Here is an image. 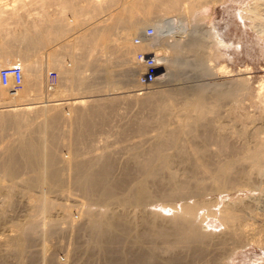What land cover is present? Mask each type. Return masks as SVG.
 I'll return each instance as SVG.
<instances>
[{
  "label": "bare ground",
  "instance_id": "1",
  "mask_svg": "<svg viewBox=\"0 0 264 264\" xmlns=\"http://www.w3.org/2000/svg\"><path fill=\"white\" fill-rule=\"evenodd\" d=\"M16 1L19 0H13ZM70 1L77 2V5H66L65 2ZM202 1L63 0V5L69 9L67 26L50 14L40 23L28 22L17 38L21 43L17 51L19 55L12 61L10 58L15 51L5 43L0 44L2 59L8 64H18L22 73L19 89L0 83V185L7 182L5 192L0 194V223L6 216V210L14 212L18 203H23L18 202L17 185L26 192L29 208L23 220H16L12 214H9L12 219L8 216L13 232L4 238L3 243L5 249L14 255L15 264H34L37 256L30 247L36 235L43 230L47 239L52 237L58 232L56 224L59 220L69 223L76 236L82 232L86 235L82 245L73 247L71 253H83L81 258L84 259L80 264H213L216 261V255L212 254L215 247L229 241L235 246L241 245L245 229L242 215L234 208L233 202L219 206L217 214L209 207L210 197L201 198L207 188L206 183L211 184L209 188L212 190L224 191L252 173L264 176V133L261 135V130H257L252 146L246 144L239 149H235L230 139L222 135L224 126L217 117L223 109L222 93L227 92L206 91L201 86H175V90L161 89L156 95H144L137 100L138 112L142 114L141 110L147 108L151 114L155 113V116H143L136 123L139 125L136 126L137 135L147 134L146 139L117 149L107 147L110 142L103 141V146L96 151L89 147L91 142L88 139L98 134L97 129L102 128L108 119L106 114L115 110L109 103L112 100H89L87 95L68 97L78 93L80 86L84 91H90L91 86L83 75L85 68H82L85 46L102 48L103 52L99 54L104 56L105 62L109 59L107 56L120 54L131 69L142 68L141 74L136 73L139 87L143 86L140 79L145 66L137 59L138 53L151 52L158 66L154 81L147 86L167 77L169 66L173 65L170 68L175 69V64L183 61L175 55L183 49H199L201 40L193 36L184 43L174 44V55L168 58L166 50L158 45V39L174 26L171 13L182 6L192 14L205 11L206 2ZM5 6V1L0 0V13ZM111 7L115 9L113 12ZM115 12L117 18L111 15ZM99 14L103 17L96 19V25L88 27L83 34L86 23H92L90 18H97ZM139 15L141 17L137 19ZM128 18H132L131 22ZM152 19L153 23L147 27H152L154 32L146 36L144 31L147 27L144 26ZM119 24L123 27L120 28ZM38 25H45L44 29ZM67 27V34L74 35L73 47L67 43L70 40V35L65 33ZM61 38L64 39L63 47L57 43ZM136 38L140 41L135 42ZM41 46L44 49L34 55L32 50ZM135 48L138 51H134ZM39 64L44 65L40 70L44 71L46 81L41 94H37L36 88L41 79ZM161 64L166 65L163 71L159 70ZM51 67L57 70L54 80L62 74L63 81L48 82L47 73ZM115 81L118 80H108L106 88H112L118 82L121 85L120 81ZM137 94L139 96L141 91L133 95ZM115 131L112 135L120 137H126L128 133L126 129ZM120 137L115 142L124 144L126 140ZM59 142L66 145L67 148L63 146L65 152L56 150ZM211 144L217 147L214 151L230 155L223 159L215 158L210 154ZM239 151L241 154L237 156ZM175 162L180 163V168ZM50 193L55 194V199L50 198ZM73 193H79L82 199V207L77 209L76 216L70 213L67 205L57 201L69 198ZM156 203L161 204V209L149 208ZM57 207L65 211V217L59 220L52 218V210ZM201 209L204 211L200 212ZM129 210L136 211L137 217L129 216ZM210 214H217L223 225L221 233L216 236L204 224ZM44 259L45 264L58 262L51 253ZM5 262L4 255L0 253V264Z\"/></svg>",
  "mask_w": 264,
  "mask_h": 264
},
{
  "label": "rangeland",
  "instance_id": "2",
  "mask_svg": "<svg viewBox=\"0 0 264 264\" xmlns=\"http://www.w3.org/2000/svg\"><path fill=\"white\" fill-rule=\"evenodd\" d=\"M2 1H5L6 6L0 13V44L2 46V44L5 43L6 45L10 46L12 51H15L14 54L11 55L10 61L15 59L19 55L17 51H19L21 43L19 39L17 40V38L22 31V27L28 22L34 21L35 23H40L43 20H46L47 14H50L52 18L54 17L55 20H61V22L67 26L65 22L69 17V9L68 7L63 5V0H19L16 2H13V0ZM207 1H202L206 2L204 3L205 7H207L205 8V11L197 13L195 12L192 14L184 6H182L181 9H178V11L170 14V18H173L174 26L168 34L161 36V38L158 39L159 42L161 41L160 44L158 42V45H161L160 47L166 50V56L170 58L174 55L172 52L174 49V44L184 43L193 36H196L199 38V40H201V46L197 50H195V48H191L190 50L183 49L180 53L175 55V58L179 60L182 59L184 62L182 61L183 63L179 62V64H175V69L170 68L174 67L173 65L169 66V75L160 79L159 81H156V83L151 84V86L139 87V85H137L136 77L139 73H142V68H132V70L128 61L126 63L124 58L120 57V54H118L119 57H115V55L107 56L109 57V59L107 62H105L104 56H101L99 54V52H103L102 48L95 47L94 49H90L89 46H85V63L83 65L82 62V68H85L83 71V75L85 76V80L87 81L86 83L91 86L89 88L90 91H84V89L80 86L78 89V93L74 95H68V97L87 95V98H90L89 100L101 99L102 101L105 100V102L106 99L107 102H109V99L112 100V103H109L115 108L113 113L106 114L108 115V119L106 120V123L102 124V128H98L99 130L97 129L98 134L88 139L90 140L89 143L91 142L89 147L92 148V150L96 151L100 147H102L103 141L112 143H109L107 147L117 149L127 143H133L135 141L137 142L139 140L146 139L147 134L141 135L140 137L139 135H137L138 133L136 132V126L138 127L139 125L136 123L140 119L142 120L143 116H155V113L151 114L152 111L148 110L147 108L141 110L144 113H142L143 115L139 113L138 111H140V109L138 108L137 100H140L139 98L145 97L147 95H151L152 93L156 95L158 92L167 90L168 88L170 90H175L176 87L184 88L188 86H201L206 91L211 90L214 92H227L222 93L220 101L221 104H223L221 109H223L221 110L222 113H220V116L218 115L217 120L219 122L221 121L220 123L224 126L222 135L230 139L235 149L236 147L237 149H239V147L241 148V146L246 144H250L252 146L256 138V132H259L261 130L259 133L263 135L264 0ZM65 3L66 5H77V2L75 1ZM112 7H114V5ZM112 7L111 12L115 10V7ZM81 10L82 12H84L85 9L82 7ZM111 15L116 16L117 14L115 12ZM101 17H103V15L99 14V17L97 18L92 17L93 20L90 18L93 24L90 21L87 22L82 33L84 34L88 27L96 25V19L98 20V18ZM139 17H141V15H139L137 19ZM131 19L128 18V21L131 22ZM150 23H153V19L148 20L147 24L144 27L150 26ZM128 25L130 26L129 23ZM38 26L40 29H44L45 25H43V27H41L40 25ZM119 27L122 28L123 24H119ZM68 30L69 29L67 27L65 31L66 34L68 33ZM69 35L70 34H67V36ZM73 36L74 35H70V37H68V39L70 40H68L67 42L71 47H73V45L75 44ZM104 41L105 43H107L106 39ZM104 41L101 42L104 43ZM57 43H59L60 46L63 47L64 39L61 38V40L57 41ZM15 44H18L17 49L15 48ZM82 45L85 44L82 42ZM109 45H111L110 40ZM41 47H36L32 50L34 55L39 54L44 49V47H42V49ZM74 50L76 49H73V51ZM134 51H138V49L135 48ZM130 55L132 56V53ZM93 57H95L96 59ZM2 58H4V56L0 55V63H2L3 65L8 64V62L4 61ZM92 59L94 60L93 63ZM40 64L39 70L40 68L43 69L44 67V65ZM100 64L103 67H101ZM160 66L161 67L159 68V70L163 71V67H165L166 65L161 64ZM130 69L132 71H129ZM56 71L57 70L54 67H51V69H49L50 73H56ZM40 72L41 79L38 80L39 83H37V94H41V92L45 90L44 88L46 84L45 76L43 74L44 71L40 70ZM49 72L47 73V75L50 74ZM129 72L130 74L128 75ZM137 72L138 74H136ZM124 73L125 75H123ZM126 74L128 76V79L126 78ZM122 77L124 80L122 79ZM133 77L135 78L134 80H132ZM110 79H113V81H120L121 85H118L119 82L115 81L118 82V84L116 83V85H113L115 88L113 86L112 88H106V84L109 83L107 81ZM58 81H63L62 74H58V79H56V81L54 80L53 82L55 84L59 83ZM125 82L127 84H125ZM94 84L95 86L92 87ZM130 84L134 85L131 86ZM139 90L141 91V94L139 96L138 94L133 95L134 93L139 92ZM228 91L230 92L228 93ZM135 115L137 118L135 117ZM127 121H132L134 123L128 124ZM261 127H263V129ZM122 129H126V131L128 132L126 137L112 135L115 130L121 131ZM62 130L63 128H61V131ZM105 131H107L108 133L106 134ZM231 131H233V133H231ZM240 132H242L243 134L238 135V133ZM228 134L229 136H227ZM0 136L2 137V134H0ZM119 137L124 141L126 140L124 144L115 142L119 140ZM59 143H57L56 145V150L58 152H65V148H67L66 145L62 142L60 144ZM63 146H65V148ZM95 147L98 148L96 149ZM209 148L210 152H212L210 154L215 158L219 157L223 159L225 156L230 155L229 153L227 154V152L225 155L224 152L214 151L217 150L215 144L209 145ZM116 153L119 154L120 152ZM220 154L222 155V157H220ZM240 154L241 153L239 151L237 156H240ZM221 159L220 161H224ZM175 163L177 167L180 164L179 162ZM178 168H180V166ZM6 183L7 182H4L0 185V194L5 192ZM205 185L207 186V188L205 189V193L201 195V198L207 199L208 197L209 199L210 197L209 200H211L212 202L209 207L213 211L217 212L219 206L221 208L228 202H233L232 205L234 206V208H236L242 215V223L244 224L243 226L245 229V232L242 236L243 241L241 245L235 246L232 244V241H229L228 243H226V245L224 244L221 247H215L213 249L212 254L216 255V261L213 264H264V176L261 174L252 173L248 177H242V179L240 178L238 184L232 185V188H228L224 191L210 189V183H206ZM16 187V196L17 198L19 197L18 202L23 203H18V206L16 207L14 212L6 210V216L2 217V221L0 223V253L4 255L6 259L5 264H11L12 262L13 264H15L16 262L14 255L5 249V245L3 243L4 238L8 234L13 232L11 231L12 227H10L9 220L12 219L11 217L16 218V220L18 221L23 220L25 218L26 211H28L29 209L26 202V192L20 190V188H22L20 185H17ZM53 194L54 193L49 194L50 198L55 199V194ZM78 194L73 193L70 194L71 196L69 198L57 199V201H60L63 204L67 205L70 208V213H72L74 216L77 215V209L82 207V199ZM63 199L64 201H62ZM233 199L236 200L234 201ZM160 205V203H156L150 205L149 208L152 210H159L161 209ZM74 207L76 209H74ZM242 210L244 211V214ZM202 211H204V209H201L200 212ZM129 212V216L132 215L131 217H137L136 211L129 210ZM9 214H12V216ZM217 214H210L209 218L207 217L208 220L206 219L207 221H205L206 223H204L205 226H207L206 229L208 228V230L212 231L214 235H218L223 229V225L216 216ZM64 215L65 211L61 208L57 207L52 210V218L56 220L61 219ZM8 216H11V219ZM56 225L58 227V232L55 233V235H53L52 237H49L47 239L46 233L43 230H40V232L36 235L34 244L31 246L32 248L30 247V249L35 252V255L37 256V258L34 259V264H45L46 258L44 259V257H47V255L50 253L54 256L55 259L58 260L57 264H80V262H82L84 259V257L81 258V255L83 253H71H73V247L82 245V243L85 241L84 239L86 238V235L82 232V234L80 233L76 236L74 228H72L69 223L59 220L57 221ZM251 227L254 228L252 229ZM44 237L46 238L45 241H43ZM81 248L82 247H80V249ZM80 249L77 248L76 250L81 251Z\"/></svg>",
  "mask_w": 264,
  "mask_h": 264
},
{
  "label": "built area",
  "instance_id": "3",
  "mask_svg": "<svg viewBox=\"0 0 264 264\" xmlns=\"http://www.w3.org/2000/svg\"><path fill=\"white\" fill-rule=\"evenodd\" d=\"M154 32L152 27H147L144 35L151 36ZM140 38H136L135 42H139ZM137 59L144 63L145 70L141 76V83L143 87L152 83L157 75V64L151 52L138 53ZM50 73V72H49ZM51 75V76H50ZM55 79V73L52 72L48 75L49 83L51 84ZM22 73L18 64H7L0 67V83L12 89H19L21 87Z\"/></svg>",
  "mask_w": 264,
  "mask_h": 264
}]
</instances>
